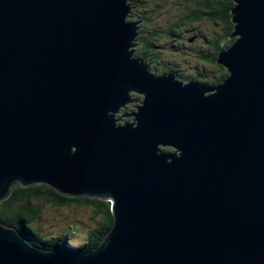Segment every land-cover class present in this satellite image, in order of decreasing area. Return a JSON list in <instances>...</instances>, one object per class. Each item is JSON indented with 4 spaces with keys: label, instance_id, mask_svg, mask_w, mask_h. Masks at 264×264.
<instances>
[{
    "label": "water",
    "instance_id": "95a60500",
    "mask_svg": "<svg viewBox=\"0 0 264 264\" xmlns=\"http://www.w3.org/2000/svg\"><path fill=\"white\" fill-rule=\"evenodd\" d=\"M129 1L0 0V201L42 185L114 218L85 254L0 224V264H264V0H231L215 87L134 58Z\"/></svg>",
    "mask_w": 264,
    "mask_h": 264
},
{
    "label": "trees",
    "instance_id": "16d2710c",
    "mask_svg": "<svg viewBox=\"0 0 264 264\" xmlns=\"http://www.w3.org/2000/svg\"><path fill=\"white\" fill-rule=\"evenodd\" d=\"M168 1L171 0L129 1L132 6L129 21L144 20V24L140 29L141 35L137 43L140 47H138L136 55L151 59L153 54H159L154 49L157 43L152 38H160L163 36V33L166 36H172L176 33L174 31L178 26L184 30L179 33V36L182 34L184 39L188 37L189 33L198 29L200 38L203 36L204 42L207 41L213 50L212 53L210 52L211 55L207 54L206 56L208 57L203 58L204 60L202 61L207 66L215 67L218 72L217 75L212 71V73L207 72L206 77L200 76V82L223 84L229 78L230 73L217 63V59L221 51L229 48L235 42L231 39L235 30L231 12L235 4L231 0H183L185 3L183 6L185 7L181 10L178 9V13L175 14L178 16L170 21V24H175V26H169L167 32H161L158 26L159 23H155L154 20H158L159 16V19H161L166 14L168 11L166 10L167 4H169ZM137 10H141V12ZM207 19L213 25L209 30L202 26L203 22ZM165 24L167 23L165 22ZM212 29L213 39L210 38ZM147 33L150 38L146 35ZM178 39L181 40L180 38ZM152 63L161 65L157 67L158 69L151 68V72H158L159 75H164L165 72L168 73L175 70L172 66L166 68L165 65H169V63L167 64L162 57L153 60ZM200 68L204 70V66ZM201 73L203 72L200 71V75H202ZM178 76L183 77L180 80L184 83L193 78V76L187 75L183 71ZM81 206L93 210L94 218H91V220L95 222L93 225L83 222L85 226L83 227L82 234L76 229V224L79 221L70 214H62V211L65 209L74 211L77 208H81ZM44 209L49 211L52 218L57 219L58 216L61 217L64 221L62 228L54 226L51 234H43L42 223L46 222L42 218ZM88 209L85 210L90 211ZM0 224L21 230L32 245H38L44 250H51L55 246L65 247L66 241L69 240L75 241L77 244H74L76 246L75 253H88L101 246L113 227L114 218L111 204L108 202L96 199L64 197L46 186H35L24 189L19 184H16L11 195L7 199L0 201ZM76 236L79 237L73 238Z\"/></svg>",
    "mask_w": 264,
    "mask_h": 264
},
{
    "label": "rangeland",
    "instance_id": "374dc122",
    "mask_svg": "<svg viewBox=\"0 0 264 264\" xmlns=\"http://www.w3.org/2000/svg\"><path fill=\"white\" fill-rule=\"evenodd\" d=\"M168 2L169 4H167V7H166V10L168 11L166 12V14H164V16L161 19H159L160 16L158 17L157 15L158 20L156 19L154 20L155 23H159L158 26L161 32H167L169 30V26H173V27L175 26V24H170V21L175 19L178 16V15H175L178 13V9L181 10L182 8L185 7L183 6L185 5L183 0H173V1L171 0ZM165 22L167 24H165ZM211 23L212 22L209 19H207L205 20V22H203L202 26L207 28V30H209L210 28L213 27ZM183 31L184 30H182V27L178 26L177 29L174 31L176 33H174L172 36H166L163 33L162 37L156 38L157 40L156 43L158 45L156 44L154 49L157 53L163 54L162 57L164 58V61L167 62V64L171 62L173 66L181 67L184 70H186L188 74L192 75L190 70L194 71V68H196L198 65L201 67L203 64H205L201 60V57L206 54L207 48L210 51H213V50L212 48H210V45H205L203 41V36L200 38V33L198 32V29L194 32L189 33L186 39H184V37H182V34H181L180 35L181 40H179V42L178 40H173V38H177L178 34ZM148 33L146 35L149 37ZM212 33H213V29L210 35V38L213 39ZM191 37H193V41L188 42V40H190ZM152 39H155V38H152ZM206 68L208 72L210 73L213 72L216 75L218 74L215 67H210L206 65ZM131 94H132V98L137 99L136 97L138 96V94L136 93H131ZM133 105H137V102L126 104V108L131 110V111L129 110L130 114L133 113V111H135V109L132 108ZM124 112H125V109H121L120 111H118V113L114 115L117 121V124H124L126 122H131V123L134 122V117L130 116V117L122 118ZM165 149L172 150L173 152H175V150L171 148H165ZM85 209H88V208H84V206H81V208H77V210H74V211L68 210V209H65L62 211V214H70L73 218H76V220L79 221V223L76 224L77 225L76 229L79 230L80 234L83 233V227L85 226L84 223L88 222L91 225L95 223L93 220H91V218H94L93 210L88 209L91 211L90 213V211H86ZM50 215L51 214L49 213V211L44 209V212L42 213V218L46 221L42 223L44 235H46V233L51 234V230L54 228V226L62 228V226L64 225V221L61 219L60 216H58V218L55 219V218H52ZM77 237L79 236H76L73 238H77Z\"/></svg>",
    "mask_w": 264,
    "mask_h": 264
},
{
    "label": "clouds",
    "instance_id": "9594fccd",
    "mask_svg": "<svg viewBox=\"0 0 264 264\" xmlns=\"http://www.w3.org/2000/svg\"><path fill=\"white\" fill-rule=\"evenodd\" d=\"M130 4V3H129ZM131 12H132V10H131ZM130 15H131V13H130ZM129 15V16H130ZM128 21H129V17H128ZM137 21H139V22H141L140 24H139V29L142 27V25L144 24V20H135V21H132V23H135V22H137ZM130 22V21H129ZM138 34H139V30H138ZM178 36H179V34H178ZM138 37H139V35H138ZM138 37H137V40H136V42H135V44H136V47L134 48V58H140L143 62H144V60H143V57L141 56V57H138L137 55H136V52H137V49H138V45H137V43H138ZM191 39H193V37H191ZM190 39V40H191ZM178 40V42H179V39H177ZM190 40H188V42H190ZM204 41V40H203ZM234 41H235V39H234ZM205 43V45H209V43L207 42V41H205L204 42ZM234 44V43H233ZM232 44V45H233ZM231 45V46H232ZM230 46V47H231ZM228 49V48H227ZM227 49H225V50H227ZM224 51V50H223ZM210 52L212 53V51H210L208 48H207V52H206V54L205 55H203L202 57H201V60H204L203 58H207L208 56H206L207 54L208 55H211L210 54ZM222 52V51H221ZM220 54V53H219ZM219 56V55H218ZM219 58V57H218ZM218 60V59H217ZM145 63V62H144ZM202 66H204L205 68H206V65H202ZM198 68H200V66L198 65L197 66ZM176 71H177V69H175ZM205 70V69H204ZM149 71L151 72V69L149 68ZM182 72V71H181ZM180 72V73H181ZM191 72V71H190ZM201 72H203V73H201L202 75H200L201 77H206L207 76V71H206V73H204V71L203 70H201ZM152 74H154L155 76H157V77H166V78H170V77H173V81H175V82H181V83H183V85H188L189 83H201V84H206V85H210L211 86V84L212 83H202V82H200L199 80H197V79H195L194 77V75H191V76H193V78L191 79V80H189L187 83H184V82H182L181 80H180V78H182V77H180V76H178L177 74H173V73H168V74H166V75H163V76H159V75H157V74H155L153 71L151 72ZM187 75H189L187 72H185ZM213 85H215V86H218V85H220V84H213ZM131 96H132V94H131ZM136 105H133L132 106V108L133 107H135ZM140 106V104H139V102H137V108ZM137 108H133V109H135V111H136V109ZM123 109H125V114H128V115H132L135 111H133V113H129L130 111H128L127 109L128 108H123ZM131 117H134V116H131ZM115 118V117H114ZM126 123H131V122H126ZM132 123H134V122H132ZM125 124V123H124ZM118 125H122V124H118ZM172 149V148H171ZM164 151H166V152H173L172 150H168V149H163ZM20 185V184H19ZM21 186V185H20ZM39 186H42V185H39ZM15 187V186H14ZM14 187H13V189H14ZM12 189V190H13ZM25 189V188H24ZM12 192V191H11ZM10 195H11V193H10ZM9 195V196H10ZM109 203V202H108ZM112 208V207H111ZM29 243H30V241H28ZM31 244V243H30ZM74 244H76L75 243V241H69V240H67L66 241V244H65V247H63V246H55V247H57V248H60V249H63V250H65V249H67V247L70 249V251H72L73 253H75L74 251L76 250V246H74ZM80 244H82L81 242H80ZM32 245V244H31ZM33 246H35V247H38L39 249H42L40 246H38V245H33ZM73 247H74V249H73ZM42 250H44V249H42ZM44 251H50V250H44ZM92 251H94V250H92ZM88 253H90V252H88ZM75 254H85V253H75Z\"/></svg>",
    "mask_w": 264,
    "mask_h": 264
},
{
    "label": "flooded vegetation",
    "instance_id": "af4514ba",
    "mask_svg": "<svg viewBox=\"0 0 264 264\" xmlns=\"http://www.w3.org/2000/svg\"><path fill=\"white\" fill-rule=\"evenodd\" d=\"M138 12H141V10L139 11V10H137ZM141 29V28H140ZM139 29V37H140V35H141V30ZM138 37V38H139ZM178 38H180V36H178L177 38H173V40H177ZM138 41H139V39H138ZM155 42H157V40H156V37H155ZM138 47H140V46H138ZM163 56V54H161V53H159V54H153V56H151V59L149 58V59H146L145 57L143 58V60H144V62H145V64H146V66H148V68H155V69H158L157 67H160L161 65L160 64H153L152 62H153V60H155V59H159V58H161ZM138 57H141V56H138ZM163 58V57H162ZM166 66V68L168 67V66H172L173 68H175V69H178L177 71L176 70H172L171 71V73H175V74H180V72L181 71H183V72H186V70H184L183 68H181V67H176V66H173V64H170L169 63V65H165ZM191 68V67H190ZM197 68V70H198V67H196ZM195 69V68H194ZM167 70V69H166ZM191 71V73H192V75H194L195 77V79H197V80H199L200 81V73H196L195 71H192V70H190ZM154 72V71H153ZM155 74H157V75H159L158 74V72L156 73V72H154ZM168 73H170V72H168ZM167 72H165L164 73V75H166V74H168ZM159 76H163V74L162 75H159ZM183 78V77H182ZM137 107V105L135 106V107H133V108H136ZM128 111L130 110V109H127ZM131 111V110H130Z\"/></svg>",
    "mask_w": 264,
    "mask_h": 264
},
{
    "label": "bare ground",
    "instance_id": "6f19581e",
    "mask_svg": "<svg viewBox=\"0 0 264 264\" xmlns=\"http://www.w3.org/2000/svg\"><path fill=\"white\" fill-rule=\"evenodd\" d=\"M211 86H213V85H211ZM214 87H215V86H214ZM131 92H132V93H136V94H138V96L136 97L137 99L140 98V100H141V99L144 100V98H143L144 95H143V94L137 93V92H135L134 90L131 91ZM210 93H211V92L207 93V95H210ZM131 103H133V102H131ZM120 108H121V107H120ZM121 109H123V107H122ZM121 109H120V110H121ZM126 120H127V119H126ZM129 121H130V120H129ZM76 245H77V244H76Z\"/></svg>",
    "mask_w": 264,
    "mask_h": 264
}]
</instances>
